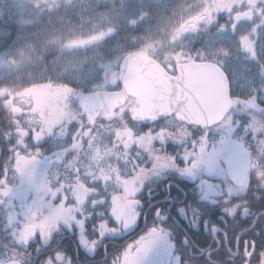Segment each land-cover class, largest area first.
<instances>
[{
  "label": "flooded vegetation",
  "instance_id": "1",
  "mask_svg": "<svg viewBox=\"0 0 264 264\" xmlns=\"http://www.w3.org/2000/svg\"><path fill=\"white\" fill-rule=\"evenodd\" d=\"M227 1L235 3L243 1V4L234 6L225 15H222L217 22H212L206 32L200 31V40L192 44L190 49L183 50L178 48L174 51H163L153 50L144 46L138 49H144L150 57L155 59L156 62L153 65L155 69H160V73L157 72L159 79H170L172 80L171 83L181 87L178 90L180 95H178L182 97L184 90L186 91V77H182L179 74V66L191 62L198 64L213 62L220 66L216 60V53L219 51L212 52L208 56L206 53L209 52L201 50V48L209 38L207 34L209 31H213V29H217L221 25H226L227 30H221L220 28L218 32L213 34L214 31L212 34L225 38L224 50L222 51L227 53L228 58L226 64H224L223 71L228 73L227 77L231 85V99L236 104V107L232 109L229 116L231 117L232 114H247L250 116L251 120L248 127L253 136L251 152L249 151L247 142H242L239 152L238 170L233 180L230 181V177L225 175L216 178L217 186L228 183L232 187L230 194L220 197L221 201L238 197L231 204H223L226 211L224 219L228 221V229L225 230L217 226L218 230L210 232L204 227V223L211 219L204 215V212L207 209H211L215 204V197L212 198L211 195L207 199L200 200L198 205L201 209L200 215L193 217L191 213L185 215L181 212L184 204L191 203L189 200L191 194H195L197 197L200 196L198 178L185 179L184 177L175 176L174 178L165 180L163 183L160 180H152L145 185L142 193L145 203L141 211L138 227L120 233L118 238L115 239L109 234L106 237L109 247L108 254L104 253L103 246L99 247L94 253L80 249L78 246V235L74 231H63L61 228V233L57 234L54 241L51 242L52 246L69 252L77 259V264H111L112 259L124 250V246L130 247L135 245L139 235L146 232L153 225L157 228L163 227L165 229V233L171 239L174 254L178 255L184 261V264H264V215H262L264 209H258L255 206L256 200H264V138L259 140L255 138L257 132H264V42L260 40L258 34L259 30L264 28V11L261 10L264 6V0ZM10 5V0H0V18L2 15H8L15 23L19 22L20 24L21 22L19 35L13 37L17 41L20 36L28 35L32 31H29L28 28L30 27V23L27 20L24 22L26 13L16 19L12 16V7L9 8ZM27 10L31 11L30 8H27ZM239 15L248 16L251 19H245L238 23L236 17ZM257 26L258 28H256ZM244 31L247 32L244 33ZM1 32L2 29H0ZM99 44H102V42L96 43V45ZM82 47L89 50L88 46ZM135 50L127 51L124 56ZM198 56L204 58L197 59ZM234 65L241 66L248 71L239 75L235 80H231L230 77ZM167 75L169 78H167ZM195 79H203V75L195 76ZM135 102L136 99L131 97L127 104L119 109V112H122L126 121L129 120V110ZM176 119L181 123H177L174 130L171 127L161 128L159 132L160 137L171 134L173 138H178V133L187 131L183 123L187 121L179 118L177 115ZM135 133L136 131L131 127L124 131L123 151L128 170L131 169L132 163H134V160H130V156L138 154L133 149V145H136V148L143 149L150 155L154 151L152 140L155 137L151 132L142 135H136ZM240 135L243 136L245 134L242 132ZM14 148L15 151L10 155L15 157V164L8 162V159H13V156L8 158L9 154L4 155L3 147L0 146V167L4 168L6 165L8 168L17 167L30 159L19 155L17 160L15 156L17 150L16 147ZM20 152L19 150L18 153ZM27 166L25 165L26 168ZM142 171H145L143 165L135 170L133 175H128L127 178L123 179L122 185L125 190L130 189L131 191L136 187L137 179ZM249 173H251L255 182L251 186V196L245 197L243 193L249 188ZM97 175L100 179L101 174ZM9 179H12L11 173H9ZM103 181L107 184L111 179H104ZM12 183L19 185V188L11 196L13 203L17 205L16 211L19 212L20 201L17 197L27 190L29 202H31L34 193L25 180L21 183L19 179H16L12 180ZM168 184L171 185L170 189L166 187ZM149 189L152 193L151 196H149ZM81 190L84 193L82 198H87V189L82 188ZM169 191L171 192V196L168 195ZM90 192H93V189H90ZM225 192H227V187L225 188ZM154 207L165 209L164 215L157 218L152 212V208ZM9 211L10 209L0 205V259L7 258L8 250L5 249V245L7 244L11 248L14 243L11 235L4 227L6 215ZM56 222L62 224L61 219L56 220ZM254 222L258 224L257 227H252ZM51 224L52 221L42 224L40 228L37 227V229H40L41 238L44 227ZM37 229L34 232L33 224L30 227L32 234H35ZM225 231L226 235H219V233ZM243 233L250 234L243 235ZM257 233H259V236H257ZM215 239L222 240L224 248L219 255L208 256L209 252H215L216 247H220L219 244L215 245V247L213 246ZM24 243H27V240ZM36 243H40V241L37 240L31 247L35 248ZM47 247H49V243L45 242L42 244L41 250L43 251ZM81 252L83 254H80ZM163 254L164 252L160 253V255ZM34 259L38 264L40 254L37 253ZM21 264H28V259L23 254H21Z\"/></svg>",
  "mask_w": 264,
  "mask_h": 264
},
{
  "label": "snow or ice",
  "instance_id": "2",
  "mask_svg": "<svg viewBox=\"0 0 264 264\" xmlns=\"http://www.w3.org/2000/svg\"><path fill=\"white\" fill-rule=\"evenodd\" d=\"M221 30H227L226 25L220 26ZM210 56L211 53H206ZM204 57L198 56L197 59ZM227 53L219 51L216 53L217 63L223 69L227 62ZM248 70L241 66H233L231 72V80H235L239 75L246 73ZM228 75V73H225ZM124 86L122 78L116 79L114 83L106 85V91L116 92ZM231 92V85H230ZM82 103L87 104V98ZM229 109V113H231ZM225 113L223 120L216 121L214 124H192L184 123L186 132L178 133V138H173L171 134L160 137L161 128L171 127L175 129L177 123L176 114L173 112L169 115H160L151 120L135 121L129 115L130 125L139 123V130L136 135L151 132L155 137L152 140L153 154H149L143 149L136 148L133 145L137 155L130 156V160H134L128 175H133L141 165L143 169L136 182V187L131 190V194L126 198L125 189L117 187L114 190L110 189L99 178L94 176L83 177L84 182L89 188H94L95 191L87 194V198H80L73 193L71 185L75 183L74 177L78 173L71 170H66V175H57L54 179H45L39 184L33 182L31 171L25 167L29 165L28 161H24L17 167L3 168L0 167V205L10 209L6 215L4 227L7 229L13 240V247L9 248L6 244L5 249L8 250L6 259H0V264H21V254L27 257L28 264H37L34 256L39 253L40 259L38 264H77L75 259L69 252L52 246L55 236L63 231H74L78 235V246L87 252H96L97 249L103 246L104 253H109L108 240L106 237L111 234L113 239L118 238L119 234L134 227H138V222L141 217V211L144 206L142 193L145 185L152 180H160L163 183L165 180L174 178L175 176L184 177L185 179H199L200 196L195 194L189 196L190 204H184L181 212L185 215L191 213L193 217L200 215L201 209L198 206L200 200L207 199L210 195L214 198L215 204L211 209H207L204 215L210 217L204 223V227L212 232L218 230L217 226L228 229V221L224 219L226 211L223 204H231L238 197H233L227 201H221L220 197L228 195L232 191V187L226 185H216V178L225 175L233 180L239 165V152L242 142L246 141L249 151H252L253 136L249 130V121L251 117L247 114H232ZM81 121L84 117L81 115ZM87 127V125H83ZM81 128V123L75 121L68 126L67 131L61 126L57 132L49 127L48 132L53 136L74 137L76 129ZM245 135L241 136L240 133ZM235 137V139H233ZM257 140L264 138V132H257ZM32 139V132L29 129V136L25 138ZM42 137L39 132L36 133L33 143L39 144ZM12 145L18 144L10 137L8 138V146L6 153L12 154L15 148ZM30 146V145H29ZM26 150V149H25ZM65 149L62 148V151ZM131 152V150H130ZM40 149L37 147L36 154L39 155ZM11 163L15 164L13 156ZM35 162V156L32 158V163ZM127 167V162L124 164ZM9 173L12 174V179H9ZM27 176L28 184L35 191V196L29 202L28 191L25 190L17 199L20 201V211H16L17 205L13 203L11 196L15 190L19 188L18 184L12 183V180L19 179L24 182ZM249 188L245 190V197L251 196V186L255 182L251 173H249ZM168 189L171 185L166 186ZM227 187V192L225 188ZM149 189V196H151ZM171 196V192L168 193ZM47 197V199L45 198ZM120 197V199H114ZM63 205L64 215L60 217L62 224L58 225L56 219L52 220L50 234L41 238L40 231L37 229L35 234H32L30 227L33 221L44 220L47 217H52L57 209V206ZM255 206L258 209H264V200H256ZM153 214L160 218L164 215L165 209L154 207ZM264 215V213H262ZM23 217V219H21ZM257 223H253L252 227H257ZM250 233H243L248 235ZM226 235V231L219 233ZM166 236L163 227L157 228L155 225L149 227L146 232L139 235L135 243V251H129V246H124V250L115 256L111 264H141L142 258L145 257L152 247ZM259 236V233H257ZM27 240V243L24 241ZM37 240L36 247L31 245ZM48 242L49 247L41 250L42 244ZM216 247L215 252H209L208 256L219 255L224 244L222 240L215 239L213 246ZM34 254V255H33ZM80 254H83L81 252ZM174 264H184V261L177 255Z\"/></svg>",
  "mask_w": 264,
  "mask_h": 264
},
{
  "label": "rangeland",
  "instance_id": "3",
  "mask_svg": "<svg viewBox=\"0 0 264 264\" xmlns=\"http://www.w3.org/2000/svg\"><path fill=\"white\" fill-rule=\"evenodd\" d=\"M48 1L50 0H41L44 4H48ZM219 1L108 0L110 5L105 9H99L93 5L95 1L81 0L82 22L66 29L68 36L73 37L68 39L65 48L56 51L62 45L52 43V40L56 39L52 36L55 34H51L43 22H40L41 30L36 29L28 35L20 36L15 45L13 44L4 54L0 55V96L10 94L12 100H19L30 105L32 99L43 102L44 97L55 98L59 93L69 92L72 85L80 90L104 88L111 78L108 67L103 66L101 62L107 54L112 55V64L118 63L119 65L126 51L142 46L163 51H174L178 48L190 49L192 44L200 40V31L206 32L212 22H217L234 6L243 4V1L239 3ZM33 2H39V0H10L9 8L12 7V16L17 19L26 13L24 22L26 20L31 22L34 13L27 8H30ZM62 2L65 0H57L55 6ZM56 8L58 10V7ZM261 10L264 11V6ZM116 23H120L119 28L116 27ZM80 30L83 38L79 37ZM106 30L117 31L113 37V43L107 48L108 53H105L102 46L96 44H87L89 50L80 46L99 36L108 37L109 33ZM258 34L260 40L264 42V28L259 30ZM1 35L2 33H0V40ZM224 39L223 36L211 35L201 50L209 53L224 50ZM12 51L19 56L18 61L13 65L6 59L7 54ZM54 51L58 54L47 61L46 56ZM9 68H13V71L6 75ZM123 137L124 134H120V139ZM28 161L27 168L31 171L35 184L48 179V163L53 162L50 156L35 157L34 163H32V158ZM102 177L105 178L101 175ZM25 181L28 182L27 176H25ZM32 190L35 196V191L33 188ZM72 190L78 200L82 198L84 193L78 184H75ZM130 194V189L125 190L123 198ZM116 198L120 199V197ZM63 215V205H59L52 217L40 221L34 220L33 231L35 232L37 227L40 228L42 224L51 222L53 219L60 220ZM129 251L134 252L135 245L130 246ZM161 252L164 254L160 255ZM175 258L171 239L166 233L165 238L158 241L142 258L141 264H174Z\"/></svg>",
  "mask_w": 264,
  "mask_h": 264
},
{
  "label": "trees",
  "instance_id": "4",
  "mask_svg": "<svg viewBox=\"0 0 264 264\" xmlns=\"http://www.w3.org/2000/svg\"><path fill=\"white\" fill-rule=\"evenodd\" d=\"M93 1H95L93 5L99 9H105L110 5L108 0ZM47 3L44 4L41 0L32 3L30 9L34 16L32 23L29 22L31 24H29L30 27L28 28L32 32L36 29L41 30L42 24L40 22H43L45 27L51 31V34H55L52 35L56 37V39L52 40V43L62 45H59L60 48L56 50L59 51L65 48L68 39L73 37L68 36L66 29L71 25L81 24L82 22L80 14L82 4L81 0H67V2L65 0V2L56 6L57 0H50ZM56 7H58V10ZM11 19L8 15H2L0 18V29H2L0 55L4 54L13 44H16L13 37L19 35L20 32L21 22L20 24L19 22L15 23ZM116 27L119 28L120 23H116ZM118 28L116 30L119 32ZM219 29L220 27L209 31L207 33L208 36L215 34ZM116 30L110 32L106 30L109 36L100 44L105 49V53H108L107 48L113 43V37L117 34ZM212 32L214 33L212 34ZM80 33L81 30L79 31V37H82L83 34ZM56 51L49 53L46 56V60L50 61L51 58L56 56L58 54ZM111 56L107 54L101 60L102 65L106 68L108 67L111 75L108 84L115 82L119 67L118 63L112 64ZM18 58L19 56H16L15 51L10 52L6 56L11 65L17 62ZM12 71L13 68H9L6 75L12 73ZM99 89H106V86L104 88L96 87L84 90ZM79 90L77 86L72 85V89L69 92L59 93L55 98L44 97L43 102L32 99L30 105L19 100H12V95L10 94L0 96V146L3 147V154H7L6 147L10 137L19 145V147L12 145L16 147L17 154L15 156L17 160L19 155L28 158H33V156L37 158L50 156L52 158L53 162L48 163V179H54L57 175H66V170H71L78 173L74 177L75 183L71 185L72 188L75 184H81L84 189H93L94 191V188H89L84 182L83 177L94 176L98 178L97 174L105 177L100 178L102 181L111 179L107 183L110 189L114 190L117 187H123L122 181L127 178L129 170L124 166V137L120 139V134H124V131L130 127L134 131H138L140 125H130V121L124 119L122 112L112 119H100L95 126L89 125L74 99V93ZM81 115L84 117L83 121L80 119ZM74 121L81 123V128L76 129L74 137L53 136L48 132L49 127L58 132L61 126L67 131L68 126ZM83 125H87V127ZM29 129L32 132V139L26 140L25 138L29 136ZM37 132L42 137V141L39 144L33 143ZM37 147L40 149L39 155L36 154ZM62 148L65 150L62 151ZM19 150L21 151L20 153H18ZM12 156L9 154L8 158ZM10 161L12 159H8V162ZM4 168H8L7 165Z\"/></svg>",
  "mask_w": 264,
  "mask_h": 264
},
{
  "label": "water",
  "instance_id": "5",
  "mask_svg": "<svg viewBox=\"0 0 264 264\" xmlns=\"http://www.w3.org/2000/svg\"><path fill=\"white\" fill-rule=\"evenodd\" d=\"M245 19L251 18L244 15L236 17L238 23ZM155 62L144 50L131 52L119 65L118 79L124 81L119 91L76 92L74 99L87 123L95 126L99 119L114 118L131 97L136 102L129 114L132 120L138 122L174 112L188 123L214 124L221 121L229 109L236 107L231 99L228 77L217 64L191 62L179 66V74L186 77V91L180 97L178 90L181 87L171 83L170 79H159L157 72L160 73V69H155ZM200 75H203V79H195V76ZM85 98L87 104L82 103ZM51 231V225L45 226L42 238Z\"/></svg>",
  "mask_w": 264,
  "mask_h": 264
}]
</instances>
